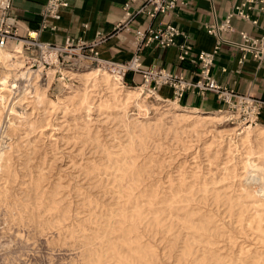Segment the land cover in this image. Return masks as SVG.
I'll list each match as a JSON object with an SVG mask.
<instances>
[{
  "label": "rangeland",
  "instance_id": "obj_1",
  "mask_svg": "<svg viewBox=\"0 0 264 264\" xmlns=\"http://www.w3.org/2000/svg\"><path fill=\"white\" fill-rule=\"evenodd\" d=\"M96 68L0 87V264H264L263 135Z\"/></svg>",
  "mask_w": 264,
  "mask_h": 264
},
{
  "label": "crops",
  "instance_id": "obj_2",
  "mask_svg": "<svg viewBox=\"0 0 264 264\" xmlns=\"http://www.w3.org/2000/svg\"><path fill=\"white\" fill-rule=\"evenodd\" d=\"M128 1L72 0L70 6L61 12V19L56 23L55 32L39 29L40 14L46 0H11L10 14L16 19L21 36L27 32L33 33L41 42L63 45L66 39L74 41L82 39L89 43L100 34L104 41L97 47L99 57L105 61L124 63L134 55L135 32L150 26L155 28L166 24L173 25L189 37L194 52H211L217 38L208 34L206 28L222 22L232 7L239 2V0H188L186 8L168 11L153 20L146 16H138L126 22L125 26L118 27L123 22V6ZM250 19L256 20L257 24L233 18L231 25L234 31L221 34L225 42L220 44L214 57L211 75L222 88L235 94L264 100V61L258 62L251 54L246 53L240 64L239 60L243 53L234 45L240 41L239 32L252 37H260L264 33V16L252 11ZM181 42L182 38L176 39L177 44ZM177 54L176 47L162 49L157 44H151L141 51L140 63L143 70L154 67L172 73L179 72L186 79L193 81L195 67L188 63L179 64ZM125 82L127 86L140 87L142 78L140 74L128 73ZM155 96L163 102L174 104L172 92L167 87L160 88ZM175 103L181 109L194 114L226 115V105L210 92L204 96L185 92ZM258 124L259 127L255 129L264 137V117Z\"/></svg>",
  "mask_w": 264,
  "mask_h": 264
},
{
  "label": "built area",
  "instance_id": "obj_3",
  "mask_svg": "<svg viewBox=\"0 0 264 264\" xmlns=\"http://www.w3.org/2000/svg\"><path fill=\"white\" fill-rule=\"evenodd\" d=\"M72 0H46L40 14L39 29L41 31L55 32L56 23L61 19V12L67 9ZM188 7V0H129L123 6L124 19L118 27L125 26L126 22L138 16H146L153 20L158 15L177 8ZM11 0H0V50H8L16 53L20 47V55L26 60L27 67L39 76V83L45 79L47 70L68 68L79 70L84 67L95 65L105 68L113 75L121 79L126 85L125 77L128 73L140 74L143 86L152 94L167 87L172 92L174 102L179 101L185 92H191L198 96H204L210 92L216 95L218 100L226 105V112L230 113L232 123H240L242 126L258 123L264 117V100L251 98L246 95L235 94L219 86L211 75L214 57L219 50L220 44L225 42L221 34H229L234 30L231 25L233 18L257 24L256 20L250 19V12L257 11L264 16V0H239L226 17L219 24H213L206 28L208 34L215 36L216 44L211 52H194L193 44L189 37L173 25L148 27L135 32V52L133 57L124 63H115L102 60L99 57L97 47L104 38L97 35L92 42L82 39H66L63 45L41 42L36 34L27 32L24 36L19 34L16 19L11 16ZM182 38L177 44L176 39ZM240 41L235 43L243 55L239 60L241 64L245 54H251L258 62L264 61V33L260 37H252L244 32H239ZM157 44L162 49L176 47L178 50L177 60L179 64L188 63L195 67L193 81L188 80L182 73H172L164 69L154 67L143 70L140 63L141 51L151 45ZM22 93L30 100L32 85L30 80L21 84ZM18 87L14 89L17 91ZM21 92V91H20Z\"/></svg>",
  "mask_w": 264,
  "mask_h": 264
},
{
  "label": "bare ground",
  "instance_id": "obj_4",
  "mask_svg": "<svg viewBox=\"0 0 264 264\" xmlns=\"http://www.w3.org/2000/svg\"><path fill=\"white\" fill-rule=\"evenodd\" d=\"M20 46V45H19ZM17 46V51L16 53H10L8 50H0V63H3L4 65H6V68H9V72L11 74H5L3 78L0 79V87L3 89L5 87V85L8 84V81H9V78H10V75L16 79V80H26L27 82L31 79V73L29 72V70H22V69H18L16 66L19 65L18 62H16V60L18 58H20L21 56L18 55L20 53V47ZM6 51V52H5ZM13 54H17L19 57L17 58V56L13 55ZM22 59V57H21ZM18 61V60H17ZM23 62V61H22ZM18 63V64H16ZM21 65V64H20ZM25 66V65H24ZM23 66V67H24ZM1 67V65H0ZM22 67V68H23ZM98 70H102L104 72H106L108 75H110L113 79H115L116 81L120 82L121 84H123L121 82V79L118 78L116 75H111L109 72H107L106 70H103V68H96ZM1 70V68H0ZM7 70V71H8ZM99 72V71H98ZM97 72V73H98ZM97 73H92L90 75H93V77H97L98 74ZM89 76V75H88ZM101 76V75H100ZM45 78H46V74H45ZM97 79V78H96ZM104 79V78H103ZM45 80V79H44ZM94 80V79H93ZM109 82V81H108ZM114 85V84H113ZM35 85H33L34 87ZM46 86V85H45ZM140 88L150 94H152L151 92H149L148 90H146L143 86H140ZM42 89H45L43 87H39L37 88V85L36 87L34 88V99L35 101H40L41 98L43 97V92H42ZM33 90V88H32ZM32 92V91H31ZM139 92V91H138ZM153 95H156V94H153ZM4 96V95H3ZM138 96H140V94H138ZM31 98H32V95H31ZM30 98V99H31ZM100 98V97H99ZM137 98V97H136ZM139 98V97H138ZM2 99V96H0V100ZM3 100V99H2ZM3 102V101H2ZM177 103L174 102V106L176 107H179L178 105H176ZM1 106V105H0ZM221 112V111H220ZM225 113L227 114L226 116L228 118H225V120L228 119V121L230 122V120H233V117L230 113L226 112ZM223 115V114H222ZM224 118V117H223ZM223 118H213L214 120H221ZM210 119V118H209ZM209 119L207 121H209ZM211 121V120H210ZM238 128H242L243 130L246 129L244 132H246L245 135H247V133H250V129L252 128H258L259 127V124L258 123H255L254 125L253 124H250V125H245V126H242V124L240 123H236ZM259 131V130H258ZM262 131V130H261ZM256 132V131H255ZM254 132V133H255ZM241 135V134H240ZM258 135V134H257ZM260 135V133H259ZM263 135V134H262ZM254 136V135H253ZM252 136V137H253ZM251 138V136H250ZM249 138V139H250ZM241 139V137H240ZM248 139V138H247ZM242 141H245V140H242ZM249 142V141H248ZM243 143V142H242ZM246 143V142H245ZM244 144V143H243ZM242 144V145H243ZM247 145V144H245ZM237 146V145H236ZM238 147V146H237ZM240 147V145H239ZM236 148V147H235ZM253 149V148H252ZM247 150V149H246ZM255 150V149H254ZM257 152V151H256ZM250 153V152H249ZM254 153V152H253ZM260 153V151H259ZM257 154V153H256ZM245 155V154H244ZM255 155V154H254ZM243 157V156H242ZM262 158V157H261ZM244 161V160H243ZM261 163V162H260ZM257 163L255 160H252L250 157L246 159V164L245 165V177H244V180L245 182L250 185V186H253L255 187L256 185H262L264 187V166L262 165V163ZM244 167V166H243ZM247 186V185H246Z\"/></svg>",
  "mask_w": 264,
  "mask_h": 264
}]
</instances>
